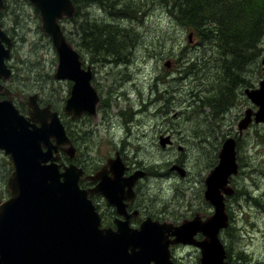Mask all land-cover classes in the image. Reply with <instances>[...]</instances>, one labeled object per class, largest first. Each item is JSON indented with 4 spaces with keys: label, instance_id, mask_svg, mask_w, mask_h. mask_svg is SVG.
<instances>
[{
    "label": "rangeland",
    "instance_id": "obj_1",
    "mask_svg": "<svg viewBox=\"0 0 264 264\" xmlns=\"http://www.w3.org/2000/svg\"><path fill=\"white\" fill-rule=\"evenodd\" d=\"M126 1L138 3L142 11L135 14L126 11L121 18L122 13L106 12L97 2L94 6L86 5L82 10L88 14L85 18L89 26L85 30L88 32L93 31L90 27L98 30L101 24L118 30L124 41L118 55L90 52L79 44L81 29L73 27L69 20L61 23L81 54L83 67L91 68V82L100 97L96 120L88 114L71 120L64 113L63 106L71 84L67 80L52 78L56 52L50 38L42 30L39 32L40 18L29 0H5L6 10L1 15L4 30L13 40L6 60L12 70L9 87L22 93L24 100L37 93L40 103L50 104L59 113L78 150V158L74 162L88 171L96 167V162H102L106 155L120 149V136H126L133 146L128 145L127 148L134 155V158H129L132 167H146L150 173L158 171L165 174L168 171L164 178L153 176L145 179L141 188L149 196V203L155 201L160 204L168 200V220L176 224L197 211L212 213L211 205L202 196L203 178L217 163V151L223 140L228 136L237 138L239 171L232 177L231 185L237 189H244V185L248 195L261 198V202L253 203L243 193L235 198L233 195L228 197L229 226L220 232V238L228 253L226 260L229 264H264V124L252 123L240 135L237 129L245 109L256 110L244 89L257 87L262 77L260 60L264 54V37L258 44L259 71L258 63L248 62L240 70L244 72L241 74L234 68H223L218 47L198 39L191 28L181 25L168 7L161 4L162 0H123L121 3ZM189 34H192L190 41ZM165 62H169L168 67L164 66ZM230 63L224 60V66ZM164 72L168 73V78ZM156 76L161 77V81ZM188 81H194V90L201 88L197 97L206 104H196L191 110L182 101L184 110H174L179 108L177 105L171 107V101L166 102V98L171 95L172 88L185 83L191 86ZM155 86L163 98L148 105L152 99L149 88ZM192 95L189 91V100ZM167 104L168 111L164 110ZM160 105L161 110H156ZM20 107L23 111L26 109L23 103ZM186 111L187 117L184 116ZM125 124L127 130L123 127ZM164 128H168L175 144L163 154L156 139L157 131ZM109 139V142L102 141ZM176 145L187 146L184 158L180 157ZM126 147L124 144L120 151ZM177 160L184 168L183 175L177 170L170 171ZM9 172L8 159L0 152V202L8 196L5 180ZM170 253L175 264H199V252L194 246L174 245Z\"/></svg>",
    "mask_w": 264,
    "mask_h": 264
},
{
    "label": "water",
    "instance_id": "obj_2",
    "mask_svg": "<svg viewBox=\"0 0 264 264\" xmlns=\"http://www.w3.org/2000/svg\"><path fill=\"white\" fill-rule=\"evenodd\" d=\"M29 1L38 10L41 29L50 37L57 54L53 77L73 81L63 107L65 113L71 119L83 113L95 116L100 98L91 84L90 66L82 67L80 53L67 40L59 23L73 15L72 1ZM11 44L0 26V80L10 77L4 60ZM261 63L263 77L258 87L244 90L256 110L244 111L237 124L239 132L251 120L264 123V56ZM0 92L8 96L0 99V151L7 155L11 168L6 178L9 195L0 203V264H174L170 246L179 243L199 250V264H229L219 234L229 224L224 200L233 193L230 176L238 173L236 140H223L217 163L204 179L203 195L213 206L212 214L203 219H183L178 225L150 218L138 228L120 222L117 231H112L100 227L87 192L78 185L82 168L57 163L59 150L70 158L75 153L58 113L50 105L40 107L34 94L26 101L28 115H24L1 83ZM108 165L115 169V176L103 178V166L94 177L100 181L96 190L114 200L116 193L119 195L125 187L130 190L142 174L135 172L121 180L124 164L116 160ZM173 168L183 175L182 169Z\"/></svg>",
    "mask_w": 264,
    "mask_h": 264
},
{
    "label": "trees",
    "instance_id": "obj_3",
    "mask_svg": "<svg viewBox=\"0 0 264 264\" xmlns=\"http://www.w3.org/2000/svg\"><path fill=\"white\" fill-rule=\"evenodd\" d=\"M71 1L76 8L75 13L70 19L64 21L69 20L73 27L78 26L81 29L79 44L94 54L102 51L112 55L121 53L123 45L119 46V41L122 40V37L120 38L121 34L118 33V30H115L111 25L101 24V27H97L98 30L90 27L93 31L88 32L85 30L86 27H89L88 21L85 19L88 14H84L82 10L86 5L93 6L97 2L106 12L122 13L121 18H123V13L126 11L134 14L142 11L140 5L128 1L122 4L123 0ZM161 4L168 7V11L181 25L191 28L198 39L207 40L218 47L223 68L231 67L240 72L249 62L258 63L257 70L259 71L258 44L264 37V0H162ZM34 11L39 18L38 11L36 9ZM62 28L67 39L74 44L72 36L66 31L64 25ZM39 32L42 33L41 29ZM224 60L231 63L224 66ZM240 73L244 74L243 71ZM242 186L244 189L241 187L234 189V198L239 193L248 195L247 187ZM248 196L253 203L261 202L259 197ZM252 198L256 201H253ZM239 254L241 255L242 252L240 251Z\"/></svg>",
    "mask_w": 264,
    "mask_h": 264
},
{
    "label": "flooded vegetation",
    "instance_id": "obj_4",
    "mask_svg": "<svg viewBox=\"0 0 264 264\" xmlns=\"http://www.w3.org/2000/svg\"><path fill=\"white\" fill-rule=\"evenodd\" d=\"M3 2H4V8H3V10L0 11V24H1L2 29L4 30L1 15H2L3 11L6 10V3H5V0H3ZM113 19H118V18L113 17ZM122 41L123 40L119 41V46L122 45ZM6 64H7V62H6ZM7 66H8V64H7ZM164 66L168 67L169 62H165ZM8 67H10V66H8ZM164 75L166 78H168V73H165ZM157 79L159 81H161V77L158 76ZM10 80H11V78L7 81H1V83H4L5 86L10 90V100L12 101V103L19 109V111L22 114L28 115V108L26 106V101L22 97V93L14 91L9 87ZM188 84H190L191 86H188L187 83H185V85H180L178 87L172 88L171 89V95H173V96L170 95L169 97L166 98V102L170 103V101H171V107L173 105L177 104L176 107L179 109H174V110L183 111V107L185 105H187L186 107H189L190 109L193 108V106H195L196 104H199V106L201 105L200 101H203V99L197 97V93L201 88L198 89L197 91L194 90V87H195L194 81L193 82L188 81ZM197 84L200 85V83H197ZM169 86L170 85L168 83V87ZM189 91L191 93H193V95L191 97L192 99L185 101L184 99H189L188 98ZM153 92H154V94H153ZM149 93L152 96V99L149 100L150 102L148 101V105H153L154 103L159 102L163 98L162 94H161V92L157 86L150 87ZM6 97L8 98V96L6 94L0 92V99H6ZM36 100H37V103L39 104V106H41V107L48 104V103L44 104L43 102L40 103L38 97ZM182 101L186 102V104L183 105ZM21 103H23L26 107V109L24 111L21 110V107H20ZM202 103L206 104L204 102H202ZM165 106L166 107H164V110L168 111V104ZM156 110H161V105L158 108H156ZM137 113H139V111H137ZM187 113L188 112L184 113L185 117H187ZM98 115H99L98 109H96V115L92 116V119L96 120L98 118ZM81 116H83V115H81ZM250 124H252V123H250ZM167 126H168V120H167ZM123 127L127 130L126 124L123 125ZM228 137H232V136H228ZM123 138H126V136H120L119 141L122 143L121 148L125 144L127 146L126 149L122 152L120 151L121 148L118 150L115 149L112 154L106 155V157L103 158L102 162H96L97 163L96 167H94L92 170L88 171L87 169L83 168L82 166L76 164L78 167H81L82 171H83L82 174L80 175L79 179H78V185H79L80 189H83L87 192V198L90 200L91 204L94 207V210L96 211V213L98 214V217L100 218V227L101 228H110V229H112V231H117L118 223L123 222V224H124V222H127V225L129 227L138 228L140 223L143 220H145L146 218H150L153 221H158L159 223L171 222L174 225H178L179 223L176 224V223H173L172 221L168 220V215H167L168 214V200L165 202L163 201L160 204L156 203L155 201H153V203H149L151 201V200H149V196L147 194L143 193L142 192L143 189L141 188L142 184H143L142 182L145 179H149L155 175L159 176L161 178H164L165 175L168 174V171L165 174H160L158 171H155L154 173H150L149 171L146 170V167H142L139 165L132 167L129 163V158H134V155L130 154L129 150L127 149L128 145L132 146V142L131 141L128 142L127 138H126V140H124ZM232 138L237 140V138H235V137H232ZM102 141L103 142H109L110 139L109 140H102ZM156 144L159 146V151L163 152V154L165 153V151H168V148L172 149L174 147L175 141L172 138V135L170 133H168V128L167 129L164 128L160 131H157ZM202 144L204 145V143H202ZM73 145H74V143H73ZM74 147H75V153L71 159L67 158L63 151H60L59 152L60 158L57 161V163L63 165V164H67L69 162H74V160H76L78 158L77 157L78 156L77 147L76 146H74ZM176 147L180 153V157L184 158L183 153L187 152V146L184 147L182 145H176ZM181 158H178V159H181ZM116 160L119 163L124 164V170L120 176L121 180H124V179L130 177L131 174L135 173V172H138L142 175H139L134 180L133 185L130 188L131 191L128 190L127 188H124V191H122L121 193L119 192L120 193L119 195L116 193V198L114 200H111L108 197H106L107 195L102 193L103 191L101 192L100 190H96V188L98 189V184L100 181L98 179H95L94 177L96 176L97 172L99 171V169L104 164H105V168H104L103 178L110 179L112 176L114 177L115 175H114L113 171L115 169H113V167L111 168L108 165V163L116 161ZM179 163H180L179 160H177L176 163H173V164L180 165ZM61 169L62 168H60V170ZM173 170L176 171L175 169H170V171H173ZM203 181H204V178H203ZM202 184H203V188H204L203 192H204L205 185H204V183H202ZM202 196L204 199L203 193H202ZM226 200H227V197L224 200L225 210H226ZM204 201H205V199H204ZM205 202H208V201H205ZM211 207H212L211 212L213 213V206L211 205ZM212 213H210V212L204 213L203 211L202 212L197 211L191 217H184V219H191V218H194L195 216L203 219ZM226 213H227V210H226ZM227 215H228V213H227ZM228 218H229V215H228ZM196 237L201 238V235L197 234ZM178 246H183V245H178Z\"/></svg>",
    "mask_w": 264,
    "mask_h": 264
},
{
    "label": "bare ground",
    "instance_id": "obj_5",
    "mask_svg": "<svg viewBox=\"0 0 264 264\" xmlns=\"http://www.w3.org/2000/svg\"><path fill=\"white\" fill-rule=\"evenodd\" d=\"M161 1V0H160ZM124 14V13H123ZM119 18V17H118ZM126 19V18H125ZM141 20V19H140ZM206 45V44H205ZM125 56V55H124ZM139 56V55H138ZM102 57V56H101ZM104 57V56H103ZM107 57V56H106ZM111 57V56H110ZM119 57H120V55H119ZM98 58H100V57H98ZM121 58H123V57H121ZM120 58V59H121ZM95 60V59H94ZM107 60V59H106ZM118 60H119V58H118ZM189 60V59H188ZM213 60V59H212ZM96 61V60H95ZM102 61V60H101ZM103 61H105V60H103ZM116 61V60H115ZM122 61V60H121ZM106 62V61H105ZM187 64V63H186ZM123 67V66H122ZM217 78V77H216ZM183 79V78H182ZM198 79V78H197ZM242 86V85H241ZM220 88V87H219ZM124 90V89H123ZM196 90V89H195ZM118 91V90H117ZM186 92V91H185ZM209 94V93H208ZM113 95V94H112ZM168 95V94H167ZM144 96V95H143ZM167 97V96H166ZM190 97V96H189ZM177 99V98H176ZM194 99V98H193ZM189 100V99H188ZM150 102V101H149ZM202 103V102H201ZM192 104V103H191ZM177 105V104H176ZM190 105V104H189ZM166 107V106H165ZM194 108V107H193ZM193 108H191V109H193ZM189 109V108H188ZM184 110V109H183ZM194 110V109H193ZM173 111V110H172ZM188 111V110H187ZM186 111V112H187ZM189 111H191V110H189ZM158 112V111H157ZM171 112V111H170ZM129 115V114H128ZM164 116H165V114H164ZM159 117V116H158ZM137 118V117H136ZM157 118V117H156ZM158 120V119H157ZM174 123V122H173ZM196 123V122H195ZM181 126V125H180ZM191 126V125H190ZM194 126V125H193ZM184 130V129H183ZM222 130V129H221ZM218 134V133H217ZM219 136V135H218ZM93 138V137H92ZM157 163V162H156ZM239 171V170H238ZM156 176V175H155ZM166 177V176H165ZM156 178V177H155ZM164 187V186H163ZM158 190V189H157Z\"/></svg>",
    "mask_w": 264,
    "mask_h": 264
}]
</instances>
